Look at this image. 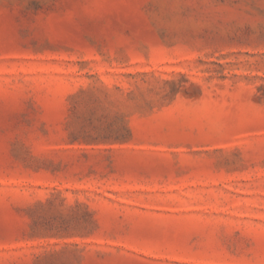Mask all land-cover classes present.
I'll return each mask as SVG.
<instances>
[{
	"label": "rangeland",
	"instance_id": "obj_1",
	"mask_svg": "<svg viewBox=\"0 0 264 264\" xmlns=\"http://www.w3.org/2000/svg\"><path fill=\"white\" fill-rule=\"evenodd\" d=\"M0 264H264V0H0Z\"/></svg>",
	"mask_w": 264,
	"mask_h": 264
}]
</instances>
